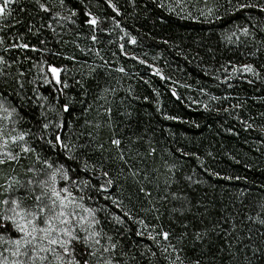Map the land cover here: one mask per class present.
Segmentation results:
<instances>
[{
    "label": "trees",
    "instance_id": "trees-1",
    "mask_svg": "<svg viewBox=\"0 0 264 264\" xmlns=\"http://www.w3.org/2000/svg\"><path fill=\"white\" fill-rule=\"evenodd\" d=\"M253 2L264 5V0ZM68 4L80 13L76 18L79 26L58 28L59 35L41 28L38 36L28 33L27 26L29 23L37 27L46 24L45 14L30 0H19L18 5H13L16 9L13 15L23 21L12 30L13 34H24L25 42L48 49L46 53H9V58L18 57L23 62L14 65L13 71L17 67L27 71L33 61L46 58L49 63L68 69L70 84L84 79L90 89L88 103H92L93 108L84 114L81 111L84 105L76 103L71 116L64 114L71 122L65 135L81 143L92 134L86 158L97 167L103 164L116 178L111 193L124 201L125 210L130 209L150 224L171 225L178 231L177 225L171 224L168 211L179 204L171 200L170 193L176 192L191 209L180 219L196 229L219 226V235L213 233L207 244L211 251L205 264H236L228 251H218L221 247L227 249L228 243L234 246L232 251L237 253L238 264H244L246 257L252 258L253 264H264V258L253 257L244 247L260 244L259 233L264 231L246 220L248 215L255 216L260 211L259 205L264 203V47L239 32V41L233 36V43L229 44L225 38L244 26L254 31L257 39L264 37V32L252 28L253 24L264 26V14L254 9L236 11V0L231 4L228 0H183L181 7L175 6L176 0H111L119 15L109 7L108 0H84L83 3L68 0ZM85 5L99 18V29H103L96 31L95 43L89 38L91 29L82 23ZM209 8L213 9L211 15L207 14ZM117 21L120 27L115 26ZM132 37L136 41L134 44L129 42ZM40 40L47 43L41 45ZM258 47L260 51L256 52ZM26 56L31 60L25 59ZM66 56H75L76 60L65 59ZM244 63L253 64L260 77L231 72L232 65ZM121 67L125 70L123 73L116 71ZM91 68L96 72L89 77ZM217 76L220 79H216ZM97 83L116 91L108 94L107 101L93 103ZM42 90L47 94V89ZM81 91L77 85L69 90V95L83 99ZM101 104L112 109L110 126L106 117L97 114L98 110L103 111ZM39 112L38 108L25 110V126L37 133L40 131ZM85 120L99 122L102 126L95 129L86 125ZM112 138L122 140L126 157H134L129 166L141 170L137 179H143L144 172L149 173L150 180L153 175L158 177L143 184L152 191L154 199L165 194V180H168L169 202L167 207H161L163 215L159 222L152 214L141 211V204L147 207V202L137 197L140 185L129 176L128 166L120 174L118 161L112 159L118 154L116 147L110 144ZM36 143L39 145L38 141ZM100 143L104 145L102 151L95 147ZM152 149L155 153L148 155ZM33 160L31 156L22 159L15 165L14 173L7 166L4 171L25 179L26 169ZM67 164L77 166L74 161H67ZM129 196H132L131 202ZM87 203L97 207L110 204V201L100 198ZM114 210L120 212L118 208ZM128 227L136 229L138 225L129 222ZM249 227H252L251 233ZM127 235V242L152 243L132 231ZM248 235L252 240L247 239ZM172 242L177 243L175 239ZM132 250L139 256L137 249ZM140 264H148V260L141 258Z\"/></svg>",
    "mask_w": 264,
    "mask_h": 264
},
{
    "label": "snow or ice",
    "instance_id": "snow-or-ice-1",
    "mask_svg": "<svg viewBox=\"0 0 264 264\" xmlns=\"http://www.w3.org/2000/svg\"><path fill=\"white\" fill-rule=\"evenodd\" d=\"M30 2L45 14L47 22L39 27L29 23L28 33L38 36L40 29L46 28L54 35H59L58 28L63 30L66 25L79 26L76 18L80 13L69 6L68 0ZM83 2L84 0H81V3ZM228 2L231 4L232 0ZM18 4L19 0H0V179L3 180V183H0V264H140L141 258L147 259L148 264H205L211 251L207 244L213 233L219 235L218 225H213L210 229H196L190 226L189 222L180 219L191 209L189 203L176 192L170 193L171 200L179 204L168 211L171 224H176L178 231L171 225L165 227L159 223L150 224L138 214L134 215L130 209L125 210L124 201L111 193L116 186V178L105 170L103 164L97 167L86 158V151L93 139L92 134L89 133L88 140L81 143L73 141L71 136L66 137L65 130L71 122L64 114L71 116L76 103L84 105L81 109L84 114L93 108V104L88 103L90 89L84 79L75 80L74 84H70L68 69L49 63L46 58L33 61L27 71L19 67L13 71L14 65L23 62L18 57L9 58V53L48 51L47 48H37L25 42L24 34H13L12 30L16 25L23 24L22 20L13 15L16 11L13 5ZM108 4L119 15L111 0H108ZM182 4L183 0H176L175 6L181 7ZM234 7L236 11L254 9L264 14V5L253 0H236ZM85 9V19L82 23L91 29L92 35L89 38L95 43V33L99 29L100 21L87 10V5ZM212 12L213 9L209 8L207 14L211 15ZM201 14L204 15L203 12ZM115 26L120 27L118 21ZM252 28L264 32V26L253 24ZM121 31L124 29L121 28ZM237 32L264 47V37L257 39L256 33L248 26L238 27L236 32L227 35L225 38L229 44L233 43L232 38L237 36ZM79 35L77 33L78 37ZM129 42L134 44L135 38H130ZM46 43V40H40L41 45ZM76 47L80 48V45L77 44ZM123 47L121 44V50ZM80 51L83 52L84 49L80 48ZM258 51L259 47L256 49V52ZM256 52L251 54L255 56ZM96 55L99 56V52H96ZM25 59L31 60V57L26 56ZM65 59L75 61L76 57L66 56ZM116 71L123 73L125 70L121 67ZM225 71L227 72V69ZM95 72L96 69L91 68L87 75L92 77ZM231 72L260 77V72L251 63L232 65ZM215 78L220 79L219 76ZM227 78L230 79L231 76ZM77 85L82 90L80 96L83 99L69 95V90ZM96 88L98 91L92 95L93 103L107 101L108 94L116 91L99 83ZM42 89H47V94ZM173 95L176 93L173 92ZM28 108L40 109L39 133L25 126V110ZM100 108L103 111L98 110L97 114L106 117L110 126L112 109L103 104ZM84 123L95 129L102 126L99 122L94 124L89 120ZM110 144L118 150L117 156L112 159L118 161L120 174H123L124 168L128 166L129 176L140 185L137 188V197L147 202V207L141 204V211L146 215L152 214L159 222L163 215L160 209L167 207L169 202L168 180H165V194L154 199L152 191L143 184L144 181L151 183V180H157L158 177L153 175L150 180L149 173L144 172L143 179H137L141 176V170L129 166L130 159L134 157L124 155L122 140L112 138ZM95 147L99 151L104 149L103 143ZM155 151L152 149L148 155H153ZM29 156L34 160L26 169L25 179L4 171L7 166L11 167L14 173L15 165H19L22 159ZM67 161H74L77 166L72 167ZM168 171L171 172L172 168L169 167ZM156 187L159 190L158 184ZM100 198L110 201V204L93 207L87 203L96 202ZM128 200L131 202L132 196H129ZM114 208L120 209V212L117 213ZM259 209L255 216H246V220L253 226L264 228V203L259 205ZM101 213L104 215L101 216ZM129 222L138 227L131 229L128 227ZM235 229L236 226L233 225L232 231L235 232ZM129 231L142 240L151 241V245L142 244L141 241L127 242ZM251 231L252 227H249V233ZM259 235L260 244L244 247L251 251L253 257L264 258V231ZM173 239L177 243L174 244ZM236 239L239 241L240 237L237 236ZM247 239L252 240V236L248 235ZM233 247L228 243L227 249L221 247L218 251H228L231 260L238 264L237 253L232 251ZM132 249H137L139 256ZM212 259L215 261V253L212 254ZM244 264H253L252 258L246 257Z\"/></svg>",
    "mask_w": 264,
    "mask_h": 264
}]
</instances>
